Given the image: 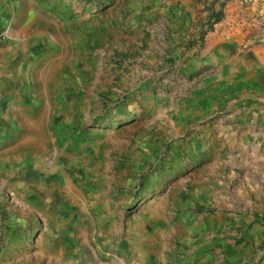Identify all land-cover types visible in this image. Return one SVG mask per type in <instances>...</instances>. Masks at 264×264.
<instances>
[{"label": "rangeland", "instance_id": "374dc122", "mask_svg": "<svg viewBox=\"0 0 264 264\" xmlns=\"http://www.w3.org/2000/svg\"><path fill=\"white\" fill-rule=\"evenodd\" d=\"M0 264H264V0H0Z\"/></svg>", "mask_w": 264, "mask_h": 264}, {"label": "bare ground", "instance_id": "6f19581e", "mask_svg": "<svg viewBox=\"0 0 264 264\" xmlns=\"http://www.w3.org/2000/svg\"><path fill=\"white\" fill-rule=\"evenodd\" d=\"M28 18H29V20H31V18H32V14H29V17H28Z\"/></svg>", "mask_w": 264, "mask_h": 264}]
</instances>
